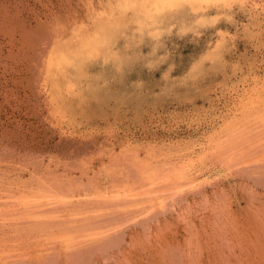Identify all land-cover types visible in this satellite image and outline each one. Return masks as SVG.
<instances>
[{
  "label": "rangeland",
  "instance_id": "obj_1",
  "mask_svg": "<svg viewBox=\"0 0 264 264\" xmlns=\"http://www.w3.org/2000/svg\"><path fill=\"white\" fill-rule=\"evenodd\" d=\"M152 2L0 0V264H264V0Z\"/></svg>",
  "mask_w": 264,
  "mask_h": 264
},
{
  "label": "bare ground",
  "instance_id": "obj_2",
  "mask_svg": "<svg viewBox=\"0 0 264 264\" xmlns=\"http://www.w3.org/2000/svg\"><path fill=\"white\" fill-rule=\"evenodd\" d=\"M211 1V0H210ZM213 1H215V0H213ZM221 1V0H220ZM224 2H226L227 0H223ZM204 2H209V0H153V2H152V5L156 8L155 10H163V9H165L166 7H170V6H172V5H184V4H189L193 9H195V8H197V5H199V4H202V3H204ZM147 3V2H146ZM146 3H145V5H146ZM210 3V2H209ZM211 3H213V2H211ZM218 3V2H217ZM220 3V2H219ZM222 3V2H221ZM207 4V3H206ZM142 6H144V4L142 5ZM152 6V7H153ZM203 6V5H202ZM153 7V8H154ZM127 8V7H126ZM125 8V9H126ZM125 9H122V10H125ZM133 9V8H132ZM135 9H137V8H135ZM150 10H151V7H150ZM154 11V10H153ZM98 17V16H97ZM104 19V18H103ZM103 19H102V17H101V19H100V21H103ZM108 19V18H107ZM109 20V19H108ZM97 21V20H96ZM109 22H110V20H109ZM92 23V22H91ZM95 23V22H94ZM93 23V24H94ZM101 24V23H100ZM111 25V24H110ZM86 26V25H85ZM105 26V25H104ZM83 27V26H82ZM101 28H102V26H101ZM100 28V29H101ZM103 28H105V27H103ZM106 30V29H105ZM95 31V30H94ZM86 32V31H85ZM92 32V31H91ZM83 33V32H82ZM92 34V33H91ZM77 35V34H76ZM88 35H90V34H88ZM95 35V34H94ZM80 36V35H79ZM79 36H77V37H79ZM76 37V38H77ZM104 36H103V34H101V32L100 33H98V34H96L94 37H92V38H88L86 41H84V42H82L80 45H76V44H74V43H70V44H67L66 46H64V47H60V49H56L55 51H53V52H51V55H50V59H49V63H47L46 62V65L47 64H49V70H50V76H51V78H50V81L52 80V83L50 84V86L49 85H46L47 87H49V89H50V91L51 92H53V88H54V86L57 84V78L61 75V74H63V69L66 67V66H70V65H74L75 63H77V60L81 57V56H83L84 55V53H90V52H92V51H94V50H96V47L100 44V42H102V38H103ZM106 42V41H105ZM59 44V43H58ZM63 44V43H62ZM61 45V44H60ZM59 45V46H60ZM65 45V44H64ZM48 55H49V53H48ZM49 57V56H48ZM45 65V66H46ZM48 66V65H47ZM46 66V67H47ZM47 71V70H46ZM45 71V72H46ZM47 73V72H46ZM264 77V76H263ZM258 79V78H257ZM255 80V79H254ZM264 80V79H263ZM253 81V80H252ZM258 81V80H257ZM264 83V82H263ZM254 84H256V81H255V83ZM257 84H259V83H257ZM253 86V85H252ZM251 86V87H252ZM262 88H264L263 87V85L262 86H259V93H260V95L261 96H263L261 93L264 91V89H262ZM242 89H247L246 87L245 88H242ZM48 91V90H47ZM49 91V92H50ZM250 91H252V90H250L249 89V92H246L245 94H244V97L242 98V102H243V104L245 103V105L246 106H248V105H251V104H254L255 102H257V101H260V100H257L259 97H261L260 95H259V93H258V95H256V97H253V93H251ZM243 92V91H242ZM245 92V91H244ZM241 94V93H240ZM243 94V93H242ZM256 94V93H255ZM238 96L239 95H237V98H238ZM264 97V96H263ZM263 97H261L260 99H263ZM236 100V99H235ZM238 100V99H237ZM257 100V101H256ZM263 101H264V99H263ZM261 102H262V100H261ZM260 102H258V104H259ZM264 104V103H263ZM235 105H236V101H235ZM256 106V105H255ZM254 106V107H255ZM260 106H261V103H260ZM260 106H257V107H260ZM253 106H252V108H253V110H251V113H252V111L254 112V114L259 110V109H256V108H254ZM262 107V106H261ZM260 107V108H261ZM233 108V107H232ZM248 108V107H247ZM251 107H249L248 109H250ZM234 109V108H233ZM255 109H256V112H255ZM229 110V109H228ZM237 110V109H236ZM244 110H246L247 111V109H245L244 108ZM232 111V110H231ZM246 111H244L245 113H247ZM263 111V110H262ZM230 112V111H229ZM233 112V111H232ZM237 112V111H236ZM242 112H243V110H242ZM241 112V114L240 113H238L237 112V115H238V118H243L244 116H245V114H244V112L242 113ZM231 113V112H230ZM234 113V112H233ZM258 113V112H257ZM256 113V114H257ZM261 113V112H260ZM248 114V113H247ZM255 114V115H256ZM225 114H223L222 116H224ZM252 115V114H251ZM258 115V114H257ZM227 116H228V114H227ZM233 116V115H232ZM236 116V115H235ZM237 117V116H236ZM246 117V116H245ZM259 117H262V116H259ZM234 119V118H232V119H234L235 120V122H234V124H236V121H238L239 119ZM242 118H241V120H242ZM248 118V117H247ZM247 118H245V119H247ZM250 118V117H249ZM249 118H248V120H249ZM264 118V117H263ZM232 119H231V121H232ZM245 119H243L244 121H245ZM223 120V119H222ZM229 120V119H228ZM233 120V121H234ZM241 120L240 121H238V122H240V123H237V124H241ZM231 121H227L228 123L230 122V125L231 126H233L234 124H232L233 123V121L231 122ZM244 121H242V122H244ZM226 122V123H227ZM245 122H247V121H245ZM222 123V122H221ZM224 123V122H223ZM226 123H224V124H226ZM227 123V124H228ZM236 124V125H237ZM229 125V124H228ZM228 125H226L227 127H228ZM222 126H223V124H222ZM226 126H225V128H226ZM261 127V126H260ZM262 127H264V125H262ZM223 127H221V129H222ZM230 128H232V127H230ZM229 128V129H230ZM234 128H237L235 125H234ZM234 128H232V129H234ZM214 129V128H213ZM224 129V128H223ZM222 129V130H223ZM228 130V129H227ZM235 130V129H234ZM264 130V129H263ZM219 130H217L216 132H218ZM223 131H226V130H223ZM229 131V130H228ZM232 131V130H231ZM214 132V131H213ZM221 132V131H220ZM227 132V131H226ZM226 132L224 133V134H226ZM219 134V133H218ZM216 134V136L218 137V136H221V134H222V132H221V134ZM246 134V133H245ZM214 135V134H213ZM213 135H212V137H213ZM215 136V135H214ZM223 136V135H222ZM222 136L220 137V139L222 138ZM211 137V136H210ZM211 137V138H212ZM208 138V137H207ZM213 138H215V137H213ZM219 138V137H218ZM218 138L216 139V140H218ZM215 139H214V141H215ZM234 139V138H233ZM207 141H208V139H207ZM204 143V142H203ZM232 143V142H231ZM193 144V143H192ZM205 144V143H204ZM209 144V143H208ZM196 145H198V144H196ZM206 145H207V143H206ZM231 145V144H230ZM197 147V146H196ZM205 147V146H204ZM222 147V146H221ZM201 148V147H200ZM208 148H210V146L208 147ZM189 149H190V147H189ZM197 149V148H196ZM216 149V148H215ZM201 150V149H200ZM195 151V150H194ZM217 151V150H216ZM162 153V152H161ZM167 153V152H166ZM186 153V152H185ZM188 153H190V151H188ZM192 153H194V152H192ZM192 153L190 154V155H187L186 157L184 156V154H183V156L181 157L182 158V172H191V170L190 169H188L192 164H193V162H194V156L192 155ZM197 153H200V152H197ZM163 154L165 155V153L163 152ZM171 154V153H170ZM169 154V155H170ZM180 154V153H179ZM133 155V154H132ZM147 155V154H146ZM151 155V154H150ZM153 155V154H152ZM162 155V154H161ZM161 155H158V156H161ZM167 155H168V153H167ZM175 155V154H174ZM195 155V154H194ZM196 155H198V154H196ZM155 156H157V155H155ZM169 157V156H168ZM174 157V156H173ZM176 157H177V155H176ZM172 158V157H171ZM179 158V157H178ZM175 160V159H174ZM171 162V161H170ZM167 163V162H166ZM173 163V162H172ZM178 163V162H177ZM184 174V173H183ZM185 175V174H184ZM190 178H193V177H190ZM188 179V178H187ZM189 180V179H188ZM179 182V181H178ZM186 182V181H185ZM195 182V179H191V180H189L188 181V183L189 184H192V183H194ZM197 182V181H196ZM180 183V182H179ZM198 186V185H197ZM184 188V187H183ZM154 189V188H153ZM17 190V189H16ZM23 190V189H22ZM117 190V189H116ZM19 191H21V190H19ZM18 191V192H19ZM151 191V190H150ZM26 192V191H25ZM156 192V191H155ZM117 193V192H116ZM115 193V194H116ZM152 193H154V192H152ZM16 195V194H15ZM99 195V194H98ZM101 195V194H100ZM135 195V194H134ZM110 196V195H109ZM152 197H153V195H151ZM150 196V197H151ZM12 197V196H11ZM2 198V197H1ZM121 198V197H120ZM147 198H148V196H147ZM156 198V197H155ZM154 198V199H155ZM163 198V197H162ZM35 199V198H34ZM106 199V198H105ZM153 199V198H152ZM158 199V198H157ZM156 199V200H157ZM33 200V199H32ZM151 200V199H150ZM163 201V200H162ZM23 203H25V204H27V205H30V203H31V199H27V200H23L22 201ZM129 202V201H128ZM10 203V202H9ZM12 204H13V201L11 202ZM32 204V203H31ZM79 204H81V203H79ZM136 204V203H135ZM4 205V204H3ZM14 206V205H13ZM15 206H16V204H15ZM29 207V206H28ZM3 208V207H2ZM1 208V209H2ZM37 208V207H36ZM80 208V207H79ZM41 210V209H40ZM44 210V209H43ZM37 212V211H36ZM72 215V214H71ZM36 220V219H35Z\"/></svg>",
  "mask_w": 264,
  "mask_h": 264
}]
</instances>
